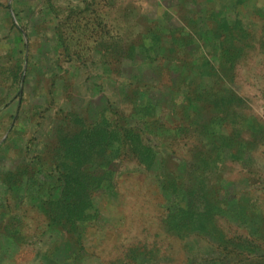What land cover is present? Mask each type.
I'll use <instances>...</instances> for the list:
<instances>
[{
  "label": "rangeland",
  "instance_id": "rangeland-1",
  "mask_svg": "<svg viewBox=\"0 0 264 264\" xmlns=\"http://www.w3.org/2000/svg\"><path fill=\"white\" fill-rule=\"evenodd\" d=\"M104 1L0 0V264H264V142L245 144L254 127L264 133V13L254 26L256 41L244 44L235 68L242 126L230 124L223 139L235 154L239 141L245 146L236 158L210 159L219 165L212 179L225 183L222 197L210 186L203 209L195 203L204 214L185 211L172 220L164 172L150 174L120 150L113 187L91 194L92 218L77 227L50 221L46 201L59 183L53 152L64 114L101 117L103 109L84 106L99 91H116L119 75L133 72L128 56H154L150 43L140 44L142 34L122 27L121 1L111 14ZM257 6L264 10V0ZM60 17L66 22L58 38ZM144 90L125 100L113 92L107 115L126 124L131 99L145 102ZM159 114L166 124L150 126L167 131L173 113L162 107ZM176 142L163 148L166 154L176 147L188 157L189 145ZM178 158L163 157L172 167ZM203 186L196 180L184 189L190 196Z\"/></svg>",
  "mask_w": 264,
  "mask_h": 264
},
{
  "label": "crops",
  "instance_id": "crops-1",
  "mask_svg": "<svg viewBox=\"0 0 264 264\" xmlns=\"http://www.w3.org/2000/svg\"><path fill=\"white\" fill-rule=\"evenodd\" d=\"M120 1L123 5L122 27L126 29L127 34H142L145 40L140 41V44L150 43L154 55L145 57L143 52L139 51L138 55L135 52L134 55L128 56V67L132 68L133 72L119 75L121 81L117 83L116 91H113L121 100H125L142 88L148 90L143 91L147 93L145 102L138 103L131 99L132 116L127 117L126 124L140 132L142 138L153 146L158 155V162L156 167L150 168L135 159L146 172L156 175L161 171H192L194 164L195 172L207 170L208 166L205 169L204 166L198 168L197 164L200 158L204 157L208 161L210 154V159L214 155L209 150L211 136L202 125L208 124L211 129L214 124L225 123L219 131H214L226 135L228 131L225 128L230 124L235 126V108L236 121L240 122L239 108L242 97L235 85V68L239 64L242 50L245 49L244 44L249 46L252 40L256 41V19L261 18L264 13L262 8L258 9L257 4L262 0ZM116 2L118 0H105L104 12L113 13ZM65 18L57 19L61 22V25L60 22L56 23L58 38L63 36ZM259 34V38L264 37L262 30ZM156 60L160 62L158 68L152 65ZM163 74L166 80L163 79ZM113 92L108 95L103 90L99 91L84 108L95 111L101 108L104 116L111 119V116L107 115V109L111 115ZM162 107L173 113L167 119L171 126L165 125L167 131L163 127L152 130L150 125L165 123L159 114ZM225 108L228 109L227 113L224 112ZM229 108H232V112ZM66 114L57 131L58 136L61 132H77L80 129L75 122L76 113L73 117ZM78 116L86 125L102 118H86L80 113ZM178 141L182 147L189 145L186 151L188 157L177 153L176 147L169 154L163 150L174 142L178 145ZM55 148L53 157L56 155ZM165 155L180 158L172 167L163 159ZM211 169L218 174L219 165ZM210 184L207 188L215 186L218 193L223 191L218 181L212 180ZM161 189L165 199L172 200L174 204L175 194L167 192L162 186Z\"/></svg>",
  "mask_w": 264,
  "mask_h": 264
},
{
  "label": "trees",
  "instance_id": "trees-1",
  "mask_svg": "<svg viewBox=\"0 0 264 264\" xmlns=\"http://www.w3.org/2000/svg\"><path fill=\"white\" fill-rule=\"evenodd\" d=\"M227 111L228 109L225 108L224 112L227 113ZM74 117L80 129L77 132H61L59 135L54 156L59 183L56 185V192L49 195L46 203L47 214L52 223L64 226L71 224L77 227V223H83L93 216L90 212L91 194L96 191H108L113 187V164L119 157L120 150H124L150 168L156 167L158 155L153 146L142 138L141 133L127 124H116L104 114L101 115L100 120L88 125L78 114H75ZM239 117L241 118L242 114H239ZM236 122V127L240 128L242 121ZM256 123L255 120L252 121V125H256ZM220 125L225 126V123ZM202 126L211 136L209 150L220 161L225 159V155L232 159L236 158L240 154V148L245 146L239 141L235 154L234 149L223 142L225 134L215 132L214 129H210L208 124ZM259 128L254 127L250 131L251 140L245 144H251L257 140L264 142V133ZM215 136L218 138L214 139ZM210 157L208 161L204 157L200 158L199 162L195 161L198 162V168L204 166L205 169L208 166L209 168L205 171L195 172L196 164H194L192 171H176L169 174L164 172L162 187L167 192L175 194L174 212L169 214L170 219L175 220V218L181 217L185 211L189 213L191 210L204 214L201 210V208L203 209V199L205 200L204 193L212 180L221 184L223 191L219 192L220 197L225 194L224 180L216 179L215 181L212 179L214 171L211 168L215 167V163L210 160ZM196 180L202 181L204 186L200 188L199 192L189 191L190 196H188L184 186L186 182L192 183ZM197 200H200L201 208L195 206ZM200 233L202 234V232Z\"/></svg>",
  "mask_w": 264,
  "mask_h": 264
}]
</instances>
